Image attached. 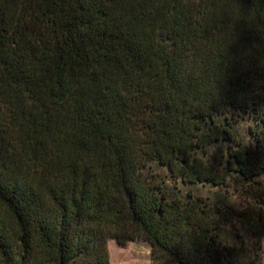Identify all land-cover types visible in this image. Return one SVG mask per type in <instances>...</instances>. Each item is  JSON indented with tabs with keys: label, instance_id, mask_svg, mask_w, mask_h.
<instances>
[{
	"label": "trees",
	"instance_id": "obj_1",
	"mask_svg": "<svg viewBox=\"0 0 264 264\" xmlns=\"http://www.w3.org/2000/svg\"><path fill=\"white\" fill-rule=\"evenodd\" d=\"M136 238L263 264L264 0H0V264Z\"/></svg>",
	"mask_w": 264,
	"mask_h": 264
},
{
	"label": "rangeland",
	"instance_id": "obj_2",
	"mask_svg": "<svg viewBox=\"0 0 264 264\" xmlns=\"http://www.w3.org/2000/svg\"><path fill=\"white\" fill-rule=\"evenodd\" d=\"M246 123L241 124V128ZM192 192L194 196H208L212 189L201 185L189 186L185 192ZM111 264H153L152 244L144 238H136L126 245L111 239L108 242ZM262 263L264 264V238L262 240Z\"/></svg>",
	"mask_w": 264,
	"mask_h": 264
}]
</instances>
